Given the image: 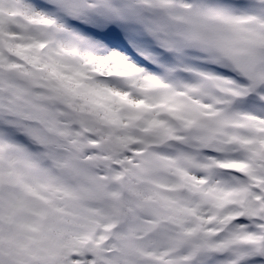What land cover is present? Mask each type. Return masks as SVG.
Instances as JSON below:
<instances>
[{"label":"snow or ice","instance_id":"6c2138e0","mask_svg":"<svg viewBox=\"0 0 264 264\" xmlns=\"http://www.w3.org/2000/svg\"><path fill=\"white\" fill-rule=\"evenodd\" d=\"M0 264H264V0H0Z\"/></svg>","mask_w":264,"mask_h":264}]
</instances>
